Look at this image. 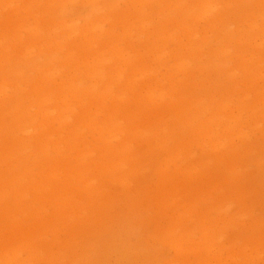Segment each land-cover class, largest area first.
<instances>
[{
  "label": "bare ground",
  "instance_id": "obj_1",
  "mask_svg": "<svg viewBox=\"0 0 264 264\" xmlns=\"http://www.w3.org/2000/svg\"><path fill=\"white\" fill-rule=\"evenodd\" d=\"M213 1L114 0L106 5L97 3L98 12L105 7L119 10L115 13L118 22L105 11L99 16L110 25L106 30L100 26L103 33L94 40V45L97 53L103 54L110 49L118 55L115 70L120 78L126 75L124 82L111 80L108 85H99L96 91L94 86L73 84L69 75L65 79H51L58 85L55 87L47 83L49 80L31 85V88L20 83L2 88L6 84L2 82L0 138H4V143L0 146V228L8 234L16 229L27 232L47 229L52 227L51 222H59L70 213L79 215L76 212L88 213L96 208L103 193L93 197L94 192H98L94 190L95 179L104 185L116 179L124 187L131 183L140 186L150 173L154 179L152 184L162 190L164 196L157 202L159 212L155 219L182 221V234L174 241V263L253 264L263 259L264 249L259 245L254 249L247 245L237 246L239 237L231 245L226 242L233 226L230 223L235 218L213 201L212 192L215 187L223 188L225 169L237 174V167L245 158L260 163L253 159L256 143L249 140L251 133L239 129L236 133L233 131L238 123L245 122V118L255 129L261 128L264 81L255 75L252 67L263 66L264 58H252V66L246 68L243 79L231 86L212 81L211 76L221 73L214 63L216 60L224 63L230 59L222 58L229 52L216 47L223 38L221 35L234 37L241 32L245 28L244 17L254 19L256 28H262L264 33V22L259 24L256 15L260 11L264 20V0H258V10L246 6V0H218L216 9L210 8ZM137 6H142L138 11L144 19L131 21L132 10ZM3 22L6 23L5 19L0 18V27ZM63 24L67 27L69 21ZM119 27L125 33L119 34ZM87 28L90 29L88 25ZM173 30H176L174 34ZM170 41L174 42V47L161 43ZM124 44L132 47V54L122 48ZM186 55L190 60L204 64L199 69L200 77L188 66V61H184ZM216 55L218 58H214ZM170 58L174 64H170ZM89 60L83 58V62ZM106 69H95L91 73L97 77L104 75ZM259 74L264 76L261 71ZM201 88L208 92L212 89L226 97L222 100L212 94L209 100L198 97ZM231 94L238 96L237 100L227 97ZM252 96L257 99L250 102ZM6 102L11 105L9 110L3 106ZM214 108L225 118L224 129L218 132L211 128L210 132L204 133L203 125L207 123L203 120L204 113ZM228 132H233L236 138H247V146L238 147L228 140L229 137L225 138ZM90 133H94L95 143L88 146ZM197 153L210 160L208 165L196 164L190 159ZM171 160L181 165L177 163L171 170ZM241 175L244 174L241 172ZM53 184L56 188L52 191ZM73 188L77 191L74 196L68 193ZM82 188L91 195L85 199L86 204L80 196ZM104 201L109 203L110 197ZM134 203L133 198H127V205ZM213 213L218 216L214 218ZM201 218L197 240L194 231L189 230V223L183 220L192 222ZM244 238L254 239L253 235ZM228 246L231 248L226 254L220 251ZM0 248L3 250L2 246ZM15 254L14 248L10 255ZM11 260L0 264H18L17 259Z\"/></svg>",
  "mask_w": 264,
  "mask_h": 264
},
{
  "label": "rangeland",
  "instance_id": "obj_2",
  "mask_svg": "<svg viewBox=\"0 0 264 264\" xmlns=\"http://www.w3.org/2000/svg\"><path fill=\"white\" fill-rule=\"evenodd\" d=\"M112 1L114 2V0H0V18H4L6 22H3V27H0V88L2 82H6L2 88H6L11 83L28 84L31 88L33 85L44 83L43 80H49L47 83L55 87L58 85L50 81L51 79H65L68 75L73 84L89 88L94 86V91L99 88V85L100 87L108 85L111 80L124 82L126 75L120 78L115 70L118 55L110 49L103 54L97 53L98 49L94 45V40L103 33L100 26H104L106 30L110 25L109 21L99 17L103 11L112 14L114 21L119 20L118 14H115L119 13L116 8L110 10L105 7L100 12L97 11V3L106 5ZM220 1L214 0L209 7L216 9ZM257 2L258 0H246L245 4L250 8L256 7L258 10ZM222 4L223 2L220 5ZM121 6L128 8L125 4ZM140 8L142 6L132 10L131 21L138 22L144 19L138 11ZM256 15L259 24H262L264 20L260 11H257ZM243 19L245 28L241 32H237L234 37L226 38L221 35L223 38L219 44H216L217 49L220 46L225 52H229L226 55L223 54L222 58L230 59L224 63L216 60L214 63L220 68L221 73L220 76L217 73L211 77L212 81L218 80L226 84V87L243 79L247 72L246 68L252 66V58H264L262 28H256L257 22H254V19L248 17ZM66 20L69 21L68 28L63 24ZM87 25L90 27L89 30L86 29ZM174 32L176 30H173L172 34ZM118 33L123 34L125 30L119 27ZM198 36L201 37L200 34ZM161 43L166 47L170 44L172 47L175 46L174 42ZM122 48L130 54L134 51L126 44ZM186 56L187 59L184 61H188V66L200 77L199 69L204 64L190 60L189 56ZM83 58H90V60L83 62ZM105 58H111V60L106 61ZM214 58H218V55ZM77 62L80 64L77 65ZM169 62L174 64L171 58ZM152 63L155 65L154 62ZM105 68L107 69L104 75L96 77L94 73H91L92 70ZM256 68L252 67L255 75L264 81V76L261 77L259 74L260 71L264 73V65ZM207 92L208 90L201 88L198 90L200 93L198 97H207L208 100L211 94L218 100L226 97L214 93L212 89ZM227 97L234 100L238 96L231 94ZM256 99L257 97L252 96L250 102ZM3 106L8 110L11 107L8 102ZM215 108L204 113L203 120L207 121L203 125L204 133L210 132L211 128L218 132L224 129L225 118L220 111L216 112ZM262 108L261 115H264V106ZM214 111L218 114L216 115ZM262 120L261 128L255 129L250 120L245 118V122L238 123L233 131L236 133L239 129L247 134L251 133L249 140L256 143L253 159L259 160L260 163H254L245 158L238 165L237 174L225 169L223 176L226 180L221 184L223 188L215 187L212 192L213 201L219 204L221 209H227L228 213L235 218V221L230 223L233 226L226 242L231 245V242L239 237L237 246L247 245L251 249L258 245L264 249V117ZM12 122L10 119L9 123L12 124ZM233 132H228L225 138L229 137L228 140L236 143L238 147L245 148L248 139L243 136L236 138ZM18 136L22 138L20 134ZM88 142V146L95 143L94 133H90ZM3 143L4 138H0V146ZM201 155L197 153L190 159L196 164L208 165L206 163L210 160H205ZM171 161V170H174L177 163L181 165L176 160ZM32 167H36L33 160ZM241 172L244 175L240 176ZM153 182L154 179L150 173L146 174L140 186L131 183L129 187H124L116 179H111L104 185L103 182L95 179L94 190L97 189L98 192H94L93 197H99L97 193L100 192L103 193V198L99 197L96 208L88 213L84 211L76 212L79 215L70 213L59 222H51L52 227L30 232L16 229L12 234H8L4 228H0V247L3 248V250L0 248V262L17 259L18 264H176L174 263L176 259L174 241L178 240L182 234L180 227L182 221L155 219V214L159 212L157 202L164 196L163 191L155 188ZM54 188L56 184H53L50 189L53 191ZM75 189H70L68 193L74 196L77 192ZM81 193L80 196L84 198L83 202L86 204L85 199H89L91 195L83 188ZM224 193L227 195L223 196ZM106 197H110L109 203L104 201ZM129 197L135 200L133 205H127ZM213 216L216 218L218 215L213 213ZM201 220L203 221L202 218L194 219L192 222L183 220L184 223H189V230L194 231L197 240L200 238ZM177 228L179 231L175 232L174 229ZM247 235H253L254 239L244 238ZM14 248L16 254L10 255ZM230 248L224 247L220 251L226 254ZM215 253L218 254V251ZM261 257L263 259L256 260L253 264H264V252Z\"/></svg>",
  "mask_w": 264,
  "mask_h": 264
}]
</instances>
